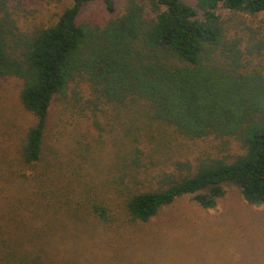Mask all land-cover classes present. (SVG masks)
Wrapping results in <instances>:
<instances>
[{
  "label": "trees",
  "instance_id": "16d2710c",
  "mask_svg": "<svg viewBox=\"0 0 264 264\" xmlns=\"http://www.w3.org/2000/svg\"><path fill=\"white\" fill-rule=\"evenodd\" d=\"M24 1L0 0V77L21 80V102L35 118L19 144L20 164L45 162L52 99L79 78L96 106L111 103L127 111L128 136L137 146L134 168L149 170L134 133L141 118L189 139L219 142L220 155L175 160L172 170L120 189L127 221H148L184 195L214 207L227 184L239 187L249 203L264 204V23L254 27L240 17L264 13V0H125L119 11L116 0H103L112 14L103 23L79 18L95 0H71L54 17L27 23L21 18ZM234 142L242 151L230 159L226 152ZM59 169L49 161L39 171L44 183L35 175L47 184L43 196L19 179L27 201L0 207V264H50L49 224H39L38 215L23 207L37 194L38 206H50L52 199L71 202L48 189L53 175L62 178ZM27 175L20 170L17 176ZM69 208L105 223L121 220L98 197L84 196Z\"/></svg>",
  "mask_w": 264,
  "mask_h": 264
},
{
  "label": "rangeland",
  "instance_id": "374dc122",
  "mask_svg": "<svg viewBox=\"0 0 264 264\" xmlns=\"http://www.w3.org/2000/svg\"><path fill=\"white\" fill-rule=\"evenodd\" d=\"M124 1L116 0L118 11ZM70 3L25 0L22 21L47 20ZM219 11L225 16L229 13L224 8ZM110 16L104 1L95 0L83 6L79 18L103 23ZM240 17L254 27L264 23V13ZM258 60L261 58L253 59L254 63ZM261 63L264 66V57ZM21 84L14 76L0 77V207L5 211L13 199L27 201L28 194L21 191L19 179L43 196L46 177L39 171L49 161L60 167L62 178L53 175L48 189L62 199L71 198V202L52 199L50 206H38L37 194L34 202L23 207L29 214L38 215L39 224H49L50 264H264V204L249 203L236 185H225L224 195L210 208L184 195L163 206L148 221H127L120 212V189L132 186L137 179L144 181L146 175L152 179L163 170H172L175 160L220 155L216 139H189L168 125L141 118V127H135L134 133L141 141L140 159L149 170L134 168L137 146L128 136L127 111L111 103L96 106L88 83L75 78L66 94H56L52 99L45 162L33 167L22 165L19 144L35 118L21 102ZM240 151V145L234 142L226 153L232 159ZM19 169L29 175L18 177ZM3 171L9 175H3ZM35 175L42 184L35 181ZM84 196L103 200L121 220L105 223L83 209L73 212L69 207L74 209Z\"/></svg>",
  "mask_w": 264,
  "mask_h": 264
}]
</instances>
